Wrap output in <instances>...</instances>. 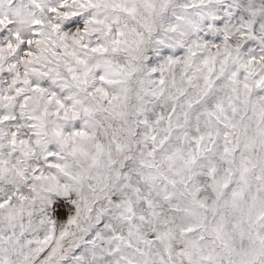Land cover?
Returning a JSON list of instances; mask_svg holds the SVG:
<instances>
[{
    "label": "snow or ice",
    "instance_id": "6c2138e0",
    "mask_svg": "<svg viewBox=\"0 0 264 264\" xmlns=\"http://www.w3.org/2000/svg\"><path fill=\"white\" fill-rule=\"evenodd\" d=\"M0 264H264V0H0Z\"/></svg>",
    "mask_w": 264,
    "mask_h": 264
}]
</instances>
